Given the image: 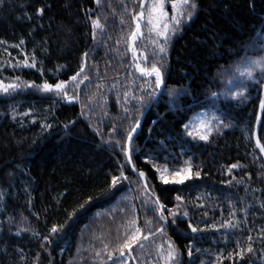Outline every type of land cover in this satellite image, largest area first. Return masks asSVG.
Masks as SVG:
<instances>
[{
    "label": "trees",
    "instance_id": "obj_1",
    "mask_svg": "<svg viewBox=\"0 0 264 264\" xmlns=\"http://www.w3.org/2000/svg\"><path fill=\"white\" fill-rule=\"evenodd\" d=\"M140 2L0 4L1 78L55 85L80 73L82 81L69 89L78 97L72 100L34 89L0 93V264H69L90 219L127 191L141 219L147 204L156 207L150 198H158L167 217L152 210L162 231L146 219L143 234L151 236L133 250L149 242L156 248L165 235L180 264H264V150L257 146H264L263 83L248 90L247 100L218 96L221 71L264 34V0H196L193 17L167 39L153 44L139 37L140 63L159 67L164 84L133 135V171L126 137L158 91L155 77L138 72L131 51ZM97 19L101 28L92 23ZM33 58L35 67L24 66ZM208 108L229 127L208 141L187 136V121ZM187 161L199 177L162 182L157 163ZM232 164L240 166L229 171ZM121 172L128 179L112 187ZM176 208L182 211L174 219L169 211Z\"/></svg>",
    "mask_w": 264,
    "mask_h": 264
},
{
    "label": "rangeland",
    "instance_id": "obj_2",
    "mask_svg": "<svg viewBox=\"0 0 264 264\" xmlns=\"http://www.w3.org/2000/svg\"><path fill=\"white\" fill-rule=\"evenodd\" d=\"M154 4L157 6L159 11L153 10ZM192 5H194V7H192ZM146 6V15L143 19L144 24L140 28V33L144 36L138 35L136 42L139 41L140 36L143 38L146 36L147 40L160 42L165 39L160 35L161 32L165 31V24L168 25V37L174 32L179 31L181 27L193 17L197 9L196 0H189L188 4H185L183 0H174L171 2L167 0H147ZM174 17L175 19H173ZM175 20H179L180 23L177 25ZM157 25L159 26L157 27ZM245 49L247 50L245 55L221 71L220 79L222 80V87L218 95L219 97L247 100L248 90H250L254 85L258 86L260 83H263L264 90V68L255 66L254 64L255 61L264 58V34L255 36ZM131 51L135 57V49L133 50L131 47ZM141 55L145 54L142 52ZM136 66H138V63ZM139 68L140 71L141 69H146L142 64L139 65ZM249 68L252 69L251 76L247 74V69ZM146 70L150 71L151 69ZM142 73L147 74V72ZM153 77L155 76L153 75ZM80 81V77H77L76 81H72L71 83L66 82L65 91L67 92L68 97H71L70 92L72 91L69 89L75 88V90H78V84ZM17 83L20 87L10 89L8 92L20 89H34L43 93H48L40 90V85H35L36 87H29L28 85L34 84L17 78L3 79L1 77L0 93H7L3 91L4 86ZM237 93H240V95H237ZM68 97H66L67 100H72L68 99ZM199 120H205L213 126V130L209 134L208 140L212 136L221 133L230 125L229 122L224 120L215 109L208 108L198 111L194 113L185 124L190 125L191 127L185 128L184 126L187 136L195 140H202L199 138L197 133L207 134L204 128L199 127ZM190 131L192 132V135H189ZM257 146L261 152L264 150L262 149V145L260 143H257ZM155 166L158 170L160 178L162 176H166L171 179L174 173L181 169L187 170L189 168L191 169L193 177L195 176V172L193 171L192 165L189 161L185 162L181 166H172L168 163H157ZM180 174L183 175L184 173L181 172ZM179 206H184V213L185 204ZM147 208L148 209H145L146 217L141 219L136 211L133 194L127 191L112 207L96 212L82 231L77 248L73 257L70 259L69 264H130L128 256V252L130 250L124 247L125 242L128 241L131 243L130 238L137 237L138 240H140L142 237L147 235H144V231L142 230V224L146 219H148V222H151L152 219L155 220V228L159 229L164 225L161 224L162 220L160 219V221L158 217L150 219L152 216L151 213L153 206L147 204ZM181 211V208H176L174 210H170L169 214L170 212L175 213V215L170 214L175 219L178 218L177 214L181 213ZM164 220L165 219H163V221ZM155 246L156 248H154L153 243L149 242L144 244L141 249H131V251L134 258L138 260L139 264H180L181 257L178 251L173 248L170 242L167 241L165 235L160 236V238L156 241ZM170 251L172 252L174 259L169 258ZM121 252L124 254L121 255ZM157 260L158 262L156 263Z\"/></svg>",
    "mask_w": 264,
    "mask_h": 264
},
{
    "label": "snow or ice",
    "instance_id": "obj_3",
    "mask_svg": "<svg viewBox=\"0 0 264 264\" xmlns=\"http://www.w3.org/2000/svg\"><path fill=\"white\" fill-rule=\"evenodd\" d=\"M3 2H4V0H0V4H2ZM96 2L99 3L100 0H96ZM183 2H184L185 4H188V3H189V0H183ZM138 6H139L142 10H141L136 16L133 17V19L136 20V28H135V31H133V32L131 33V38H132V40H135V39L137 38L138 35H143L142 33H140V27H141V25H140V20H141V18H144L145 15H146V12H145V10H144V0H141L140 4H139ZM192 7H194V5H192ZM153 10H155V11H159V9L157 8V6H156L155 4L153 5ZM44 11H45V9L42 8V7L37 9V13H38L39 15H43ZM173 19H175V17H174ZM92 23H93V25H94L95 27H97V28H101V27H102V25L100 24L99 19L94 20ZM149 23H150V21H149ZM175 23L178 25V24L180 23V21H179V20H175ZM158 26H159V25H157V27H158ZM164 28H165V31H164V32H161L160 35L163 36L165 39H167V35H168V25L165 24V25H164ZM156 43H157L156 41H153V44H156ZM159 47H160V51L163 52V51H164V47H163V45H160ZM87 55H88V54L85 53V57H87ZM145 59H147V57H145ZM254 64H255V66H258V67L264 68V58H261V60H257V61H255ZM24 66H26V67H35L34 58H33V62H32L31 64H29V62H28L27 60H25V61H24ZM83 70H84V69L81 68V72H83ZM141 71H142V72H147V75H149V76H153V75H154V76H155V82H156L157 86H159L160 84H162V74H161L160 68L157 67L156 65H152L150 71H148V70H146V69H141ZM247 74H248L249 76L252 75V69H251V68L247 69ZM78 76H80V73H77L76 76L71 77V80H72V81H76ZM84 79L86 80L87 77L85 76ZM81 82H82V81H81ZM28 86H29V87H36L35 85H28ZM18 87H20V85H19L18 83H17V84H8L7 86H4V87H3V91H4V92H8L10 89H16V88H18ZM39 88H40V90L45 91V92H56L57 94H61V93H62L65 97H68V94H67V92L65 91V88H66V82H64V81H60V82L56 83L55 85H53V84H49V83H46V82H45V83H43L42 85H40ZM213 95H215V94H213ZM237 95H240V93H237ZM68 99H78V97H68ZM141 99H142V98H141ZM198 125H199V127L204 128V129H205V132H206L207 134L197 133V135H198L199 138L202 139V140H208V138H209V134H210L211 131L213 130V126H212L211 124H209V123H208L207 121H205V120H199V121H198ZM138 127H139V124L137 123V125L131 129V131L128 133V135H127V137H126V141H127V145H126L127 150H126V152H125L126 161H127V163L131 166V168H132L133 171L135 170V165H133V164L131 163V160H132V151H133L132 146H131V141H132V138H133V133L136 132V130H137ZM189 127H191V126H190V125H185V128H189ZM189 135H192V132H191V131L189 132ZM258 142H259V141H258ZM262 149H264V146H262ZM239 166H240V165H238V164H232V165H231V168L229 169V171H231L232 168H237V167H239ZM181 172L184 173V174L181 175V174H180ZM138 175H139V177L144 178L145 173H143V172L141 171V172H139ZM194 175H195V177H199V176H200V172L197 171V172L194 173ZM191 178H193V174L191 173V169H190V168L187 169V170H185V169H181V170H179L178 172H176V173L173 174V177H172L171 179H169V178L166 177V176H162V177H161L162 182L165 183V184H168V183H178V184H183L186 180L191 179ZM127 179H128V177H127L126 175H124L123 172H121L119 175L113 176V177L111 178V186H112V187H115V186L117 185L118 182H121V181H123V180H127ZM137 183H140V181L138 180ZM144 187H145V189L147 190V188H148V184H147V181H146V180H144ZM91 199H92V198L89 197V201H88V202H90ZM178 199H179V198H178ZM149 203L156 205V207H154V208L152 209L154 212L157 211V209H159V213H160L161 218H162V219H165V220L167 219L166 216H163V212L165 211V209H164V206H163V205H160V204H159V202H158V198H156V199H151V198H150ZM80 207L83 208L84 205H81ZM170 214H171V215H175V213H171V212H170ZM184 215L186 216L187 213H184ZM198 230H199V229H197V228H195V227L192 228V231H193V232H196V231H198ZM57 231H58V229H57L56 227H53V228L51 229V232H52V233H55V232H57ZM161 231H162V229H161ZM130 239H131V243H129L128 241H126V242H125V245H124V247L128 248L129 250H131V248H132V244H133V243H137L138 238H137V237H132V238H130ZM144 239H147V237H144ZM249 239H251V238H249ZM140 246L142 247V245H140ZM170 247H171V246H170ZM247 251L251 252V251H252L251 247H249V248L247 249ZM243 252H244V250H243V249H240V250L236 253V255L242 257V256H243ZM120 254L123 255L124 253L121 252ZM110 258H111V257H110ZM169 258H170V259H174L173 254H172L171 251L169 252ZM229 258H231V254L229 255Z\"/></svg>",
    "mask_w": 264,
    "mask_h": 264
},
{
    "label": "water",
    "instance_id": "obj_4",
    "mask_svg": "<svg viewBox=\"0 0 264 264\" xmlns=\"http://www.w3.org/2000/svg\"><path fill=\"white\" fill-rule=\"evenodd\" d=\"M142 10V9H141ZM144 18H141V20H140V25L141 26H143V24H144V20H143ZM141 28V27H140ZM131 43H132V48H133V50L135 49V40H132V38H131ZM135 55H136V57H137V59H138V53L135 51ZM139 65V64H138ZM137 69H138V72L141 74V75H143V76H146L145 74H143L141 71H140V68H139V66H137ZM162 74V73H161ZM163 84H164V77H163V74H162V84H160L159 85V89H158V91H157V93L155 94V96H154V98L152 99V101L148 104V106L146 107V109L144 110V113L142 114V116H141V119H140V121L138 122V124H139V126L141 125V123H142V120L144 119V117L146 116V114L148 113V111H149V109H150V107L152 106V104H153V102L155 101V99L158 97V95L160 94V92H161V90H162V88H163ZM139 128V127H138ZM138 128H137V130H138ZM136 130V131H137ZM135 133H133V135H134ZM131 163H132V161H131ZM133 164V163H132ZM139 173V172H138ZM144 180V179H143ZM162 228H160L159 230H161ZM159 230L157 231V232H155V233H158L159 232ZM151 236V234H147V235H145L144 237H147V239L149 238ZM144 237H142L140 240H138L137 241V243H135L133 246H132V248L135 246V245H139L142 241H144V240H146V239H144ZM131 248V249H132ZM129 254H130V256L132 257V258H134L133 257V254H132V251L130 250L129 251ZM136 264V263H135Z\"/></svg>",
    "mask_w": 264,
    "mask_h": 264
}]
</instances>
